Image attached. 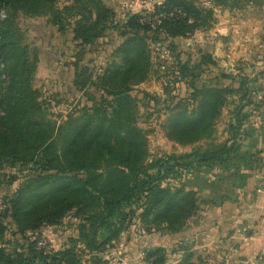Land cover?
I'll use <instances>...</instances> for the list:
<instances>
[{
    "label": "trees",
    "instance_id": "obj_1",
    "mask_svg": "<svg viewBox=\"0 0 264 264\" xmlns=\"http://www.w3.org/2000/svg\"><path fill=\"white\" fill-rule=\"evenodd\" d=\"M57 1L0 0V93L3 94L0 106L8 117L20 124L12 136L14 146L25 145L40 157L39 162L31 163L32 158L16 156V150L11 149V153L0 150V166L19 164V167L36 172L29 175L13 194L2 199L0 264H81L74 246L64 244L48 251L38 247L37 239L27 236L42 225L57 226L69 213L80 219L77 240L72 238V241L84 244L93 255V264H104L94 253L118 239L137 210H140L139 218L146 231L163 227L177 232L198 215L203 203L220 206L234 200V186L242 183L240 174V182H232L231 191L220 192L221 189L213 188L207 198H201L196 190L186 188L185 184H164L170 176L177 177L183 170L199 174L204 166L227 172L241 169V164L234 161L239 162L248 152L246 148L239 151L242 147L239 143L240 113L231 124L229 144L206 153L195 151L180 156H158L150 162H147V134L137 123L136 110L140 100L133 91L152 74L151 44H159L178 59L175 78L168 83L185 81L192 89L187 97L171 96L177 102L170 106L168 135L190 143L212 132L227 97L236 89L208 84L196 86L194 67L181 60L182 52L175 41L178 37H190L198 29L212 27L215 21L212 7L200 5L198 0H163L155 4V12L165 16L153 27L148 20H143L141 12H128L120 18L116 9L105 0H71L62 8L57 7ZM10 8L28 14H50L51 21L61 30L69 23L73 26L74 39L81 47L98 42L108 35V30L120 33L121 42L100 74L94 77L89 67H77L74 84L83 92L78 104L80 110L78 115H70L71 119L64 122L70 128L60 142V129L55 135L43 131L36 138L35 128L41 124L31 118L34 116L29 108L32 98L34 105L39 107L30 83L37 66L36 59H32L16 15ZM4 9L7 11L5 17L2 16ZM210 62L215 63V59L204 52L197 67ZM164 74L165 78L166 70ZM168 83L165 92L169 93L172 88H167ZM241 84L246 86L244 95L248 98L253 88L246 78H242ZM142 91L143 99L160 102V97ZM188 99L194 100L196 105L190 108ZM72 128L74 130L70 132ZM1 138L3 131L0 128ZM234 153L241 155L238 160H233ZM204 188H207L206 184ZM7 218L11 220L8 222ZM9 232L15 236L19 234L18 238L24 242L15 240L18 246L8 248L6 245L11 240L5 242L4 239ZM193 255L192 251H187L172 264H203L195 262ZM148 256L155 258V264L166 263L162 247L155 248Z\"/></svg>",
    "mask_w": 264,
    "mask_h": 264
},
{
    "label": "rangeland",
    "instance_id": "obj_2",
    "mask_svg": "<svg viewBox=\"0 0 264 264\" xmlns=\"http://www.w3.org/2000/svg\"><path fill=\"white\" fill-rule=\"evenodd\" d=\"M106 3L113 8H116L120 15H124L137 8L128 6L126 0H122L124 5L117 6L116 2L120 0H105ZM130 4L135 5L133 0H128ZM142 2L144 0H135ZM200 5L203 4V0L197 1ZM57 7L62 8L64 5L71 3V0H58ZM206 7H212L207 4H203ZM213 8V7H212ZM11 13L16 15V22L23 33L24 42L28 45L32 59H36V70L31 78V86L33 96L36 94V103L34 105L32 98V104L30 105L31 118H35L40 122L41 126L35 128L36 138H39L43 131L50 132L51 135H55L59 129L61 134L58 137V141L63 140V137L67 136L70 125L64 123L70 118V115H78L79 103L75 91L70 90L73 85L69 86L68 79L70 77H76L77 65L81 61L80 67H89V72L96 77L100 74L107 63L106 53H103L105 45V37L99 39L98 42L88 44L85 47H80L79 43H74L73 26L69 23L66 25L65 30H61L59 25L54 24L50 14H28L22 10L9 9ZM7 11H2V16L7 15ZM138 12V11H137ZM65 15V14H64ZM205 29H198L196 32ZM107 34H111V30L107 31ZM192 36V35H191ZM190 36V37H191ZM199 35L192 38V47L189 48L186 44V40L176 41L179 52H182L180 56L182 61H188L189 65L194 67V79L196 86L201 87L203 84L217 85L219 87H233L236 92L230 94L227 97L226 102L221 108L220 115L215 119L213 130L210 134L206 135L202 139L194 140L190 143H184L176 139H172L168 134V124L170 119V106L177 102L173 100L171 96L179 95L180 98L190 95L192 89L188 87L185 81L168 83L169 80L175 78L176 67L178 66V59L169 52L166 55L163 52V63L169 66L166 70V77L168 83V89L171 92H165L164 84L163 96H160V102L154 103L148 102L149 100L143 99V91L138 88L134 89L133 93L139 97L137 103V123L141 126L147 134L148 140V157L147 162H150L158 156H170V155H185L195 151L200 153H206L217 149L220 146L227 145L232 140L231 124L235 122L234 118L236 114L239 115V124L241 135L239 143L240 152L245 151L246 148L248 155L235 163L241 164V169H233L231 172H227L218 168H208V166L201 167L199 174L194 172H185V170L178 173L180 175L170 176L164 181L165 185L178 186L185 184L186 188L196 190L201 198H207L211 195V189H218L220 192L231 191L232 182L238 181V176L242 174V183L238 186H234L235 191L241 187L244 182V178L251 172L262 173L264 171V147L261 146L262 131L264 130V63L259 64L257 61L264 59L253 58V54L250 55V59L241 61L242 57L236 59L234 62V69L228 66V63L215 60L209 64H203L197 67L201 60V55L204 54L207 49L201 46V40ZM104 40V41H103ZM107 40V39H106ZM110 40V39H109ZM162 52V51H161ZM160 52V53H161ZM155 53L158 54L155 48ZM211 54V53H210ZM103 56V58H102ZM169 58V59H168ZM211 58L214 56L211 54ZM111 59V58H110ZM161 68V67H160ZM229 68V69H228ZM231 68V69H230ZM164 74V69H160ZM165 75V74H164ZM65 78V80H64ZM169 78V79H168ZM242 78L248 79V85L253 88L248 98L245 97L246 86L241 84ZM176 83L179 87H176ZM178 88V89H177ZM3 94L0 93V104ZM189 100V99H188ZM250 100V102L248 101ZM249 102V103H248ZM148 103V105H147ZM151 103V104H150ZM196 105L194 100H189V106L192 108ZM79 108V109H78ZM71 119V118H70ZM0 128L3 131V138L0 139V150L11 153V149L16 150V156L20 158L33 159L32 162H39L40 157H36V152L29 150L25 145L20 147L14 146L12 136L19 130L20 124L13 118L8 117L4 109L0 106ZM63 128V129H62ZM74 129L72 128L70 132ZM33 156L35 158H33ZM241 156V155H240ZM236 153L233 155V160L240 157ZM19 164L13 165L5 163L0 166V210L4 209L3 197L13 194L21 184L27 179L29 175L35 174V170L25 169L19 167ZM248 167V168H247ZM237 173L234 175V173ZM233 173V174H232ZM191 183H188L190 182ZM188 184V185H187ZM206 184L207 188H204ZM203 186V188H202ZM204 206H213L203 203ZM140 210H137V214L133 217L131 223L122 232L120 237L114 240L111 244L106 245L97 253L101 262L104 264H155L152 256H148L149 252H153L155 248L162 247L166 256L165 264H172L180 260L184 253L187 251L193 252V260L196 259L195 251L186 243L185 240L174 239L168 242L165 238V234H172L163 227H157V229L148 232L145 230L144 223L139 218ZM199 215L192 217L188 223L196 222ZM11 219L7 218L9 222ZM80 219L76 218L73 213H69L57 226H51L48 224L42 225L41 228L34 232H28L27 236L32 240H44L46 245H37L39 248L53 251L58 249L64 244L74 246L76 253L80 256L81 264H93V255L86 249L83 243L80 241L75 243L72 238L77 240L78 226ZM51 226V227H48ZM11 227V225H10ZM17 228L16 226H14ZM10 229L9 231H13ZM17 230V229H16ZM11 231V232H12ZM11 232L4 239L5 242L11 240L10 244L6 246L8 248H15L18 246L17 241L19 234L13 235ZM153 234V235H152ZM152 235V236H150ZM174 236V235H173ZM14 237V238H13ZM64 242L63 245H61ZM187 250V251H186ZM182 254V255H180Z\"/></svg>",
    "mask_w": 264,
    "mask_h": 264
},
{
    "label": "crops",
    "instance_id": "obj_3",
    "mask_svg": "<svg viewBox=\"0 0 264 264\" xmlns=\"http://www.w3.org/2000/svg\"><path fill=\"white\" fill-rule=\"evenodd\" d=\"M155 1L160 3L163 0ZM133 2L136 4H130L128 0L125 2L128 6L137 8L132 12L140 11L147 5L135 0ZM122 3L120 0L116 5L122 6ZM203 4L214 9L215 21L212 27L200 30L191 37H178L175 41L184 39L191 49L192 38L199 35L202 37L200 45L215 60L228 63L233 69L234 62L240 57L241 61L250 59L252 54L253 58L263 57L264 0H203ZM105 41L103 53H106L104 55L109 61L121 42L120 33L111 30ZM74 43L79 41L75 40ZM151 48L154 69L149 79L139 84L138 88L163 96L166 79L158 72V67L159 64H164L163 52L169 51L163 48L161 53L156 54V45L151 44ZM257 62L264 63V59ZM76 65L80 67L81 61ZM68 81L69 86L73 85L70 90L75 91L79 101L83 92L76 88L74 77H70ZM176 84L179 87L181 83ZM262 133L261 146L264 147V130ZM198 215L196 222L190 221L182 230L165 234L164 238L168 242L174 239H181L182 242L185 240L194 249L196 259L203 264H264V171L247 174L241 187L236 189L234 200L220 206H203ZM63 244L64 242L61 245Z\"/></svg>",
    "mask_w": 264,
    "mask_h": 264
},
{
    "label": "built area",
    "instance_id": "obj_4",
    "mask_svg": "<svg viewBox=\"0 0 264 264\" xmlns=\"http://www.w3.org/2000/svg\"><path fill=\"white\" fill-rule=\"evenodd\" d=\"M144 3H147L146 6H144L140 11L144 16L143 20H148L150 22V24L155 27L157 23H159L161 21V18H163L165 15L164 13H156L155 12V4H159L157 3L155 0H144ZM161 3V2H160ZM163 50V47L159 44L156 45V51L158 53H160ZM166 55H169V52L166 53ZM169 59V58H168ZM162 69H166L167 66L166 64H163L161 66ZM38 244L39 245H46L44 240H38Z\"/></svg>",
    "mask_w": 264,
    "mask_h": 264
}]
</instances>
